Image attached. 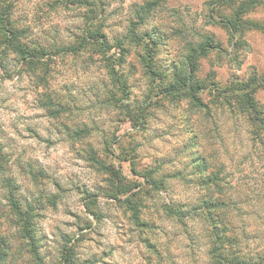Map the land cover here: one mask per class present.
Instances as JSON below:
<instances>
[{
    "label": "rangeland",
    "instance_id": "1",
    "mask_svg": "<svg viewBox=\"0 0 264 264\" xmlns=\"http://www.w3.org/2000/svg\"><path fill=\"white\" fill-rule=\"evenodd\" d=\"M102 1L111 45L106 55L89 45L75 54L52 53L46 77L7 54L0 38V141L16 199L23 210L33 209L36 238L24 237L0 181L1 264L18 256L23 264H65L67 252L76 264H212L207 223L179 220L165 210V204L192 209L212 198L237 204L228 216L236 232L247 234L243 253L256 255L264 248V133L236 110L213 103L210 84L224 87L264 73V32L232 34L221 22L264 23L259 14L243 19L249 8L264 11L262 2L242 0L233 10L236 0H166L140 20L138 10L152 0ZM13 12L16 25L28 31L24 41L51 51L79 46L102 19L101 10L92 17L83 0H15ZM132 23L140 33L155 32L161 69L183 62L206 37L214 39L196 74L208 87L199 93L205 106L161 94L160 81L147 75L137 56L144 44H126L132 53L119 60L115 40ZM257 97L264 107V91ZM79 128L91 136L72 138ZM90 148L122 169V194L89 160ZM151 170L164 177L167 191L150 186L145 174ZM213 174L221 190L198 184Z\"/></svg>",
    "mask_w": 264,
    "mask_h": 264
},
{
    "label": "trees",
    "instance_id": "2",
    "mask_svg": "<svg viewBox=\"0 0 264 264\" xmlns=\"http://www.w3.org/2000/svg\"><path fill=\"white\" fill-rule=\"evenodd\" d=\"M81 1V0H80ZM166 0H152L142 5L138 10L137 15L140 20H144L148 15H151L154 10L161 6ZM84 5L91 16H95L96 9L101 10L102 19L99 20L100 24L92 30L88 29L86 37L79 46H62L54 50H49L47 47H41L36 44L26 42L28 37L27 29L18 27L14 19V4L15 0H0V38L4 44V50L7 54L15 55L20 61L26 63L30 68L41 70L45 73L50 69L48 59L61 54H75L81 52L80 49L86 45L98 47L103 55H106L107 48H111L107 40L104 28L108 20L106 15V6H103L101 0H83ZM260 0L259 3H261ZM102 5V6H101ZM246 8V7H245ZM91 18V17H89ZM91 20H93L91 18ZM227 24L232 34L242 32L243 29H255L264 32V23L248 20L241 21L243 25L234 24V22L221 21ZM95 24H91V27ZM155 32L140 33L136 25L132 23L129 31L124 38L115 40L116 46L121 49V57L119 60L126 61V58L132 53L126 44L130 47H136L144 44L146 51H142V55H137L141 60L142 66L147 75L153 80L160 81V87H163L161 94L163 96L180 97L181 99H189L196 107L205 106L202 102L199 93L208 89L205 82L198 80L197 68L198 61L208 55L210 50L215 48V41L211 37H206L205 40L197 46H191L188 54L185 55L184 61L178 64H173L168 68L161 69L156 60V51L154 46H158L155 39ZM26 40V41H24ZM152 46V47H150ZM5 55V54H4ZM111 72L116 74L114 68ZM210 87L212 89L213 103L231 109L241 116L246 117L249 123L252 124L260 133H264V107L260 104L257 97L260 91H264V73H254L246 80L232 81L229 85L221 86L219 83L211 81ZM91 133L87 128L76 129L71 137L75 140H81L90 137ZM89 160L100 169L104 170L111 178V186L118 191V195L123 193L121 190H126L125 176L121 168H116L112 165L106 164L105 161L99 159L93 148L88 152ZM10 159L5 151L4 145L0 141V181L4 184L7 190V200L10 202L12 213L15 215L16 223L21 225L24 237L29 238L35 242V234L32 229L33 209L23 210L19 200L16 199V184L14 180L7 176ZM145 178L150 186L157 191H167V181L164 177H155V171L151 170L145 174ZM221 179L219 175L213 174L212 176L203 178L202 183L208 189L221 190ZM126 192V191H125ZM212 197V196H211ZM117 198V197H115ZM236 205L231 198L229 201L222 199L212 198L200 201L198 207L186 206L189 209H184L181 205L165 204V210L170 217H175L179 220H189L195 218H202L207 223L206 234L210 240L209 256L212 264H264V248L254 256L249 253H243L242 240L246 239L247 234L244 229H239V233L234 228L233 220L228 216L229 212L237 210ZM2 214L0 212V220ZM137 218V216H136ZM3 249L0 247V264L3 260ZM65 264H76L75 260L70 254L64 255Z\"/></svg>",
    "mask_w": 264,
    "mask_h": 264
},
{
    "label": "clouds",
    "instance_id": "3",
    "mask_svg": "<svg viewBox=\"0 0 264 264\" xmlns=\"http://www.w3.org/2000/svg\"><path fill=\"white\" fill-rule=\"evenodd\" d=\"M241 2H242V0H236V4H234V5L232 6V7H233V10H235L236 8H238ZM125 6H127V5H125ZM261 6L264 7V0H262V5H261ZM114 7H115V5H114ZM256 14L264 15V11H259V10H258L256 13H254L253 10H252L251 8H249V9L244 13L243 19H247V18H249V17H251V16H253V15H256ZM46 19H47V18H46ZM61 19H63V17H61ZM50 22H55V20L53 19V20L50 21ZM213 135H214V133H213ZM175 167H176L177 169L181 168V163L177 162V163L175 164ZM169 195H171V193H170ZM14 231H15V229H14ZM107 242H108V241H106V243H107ZM23 259H24V257H22V256H18V257H16L15 261L13 262V264H23Z\"/></svg>",
    "mask_w": 264,
    "mask_h": 264
}]
</instances>
